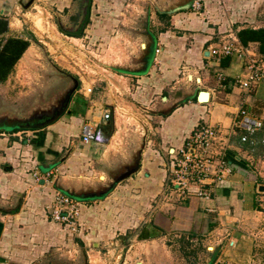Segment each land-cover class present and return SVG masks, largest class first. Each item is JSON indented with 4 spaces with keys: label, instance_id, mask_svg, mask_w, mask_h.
<instances>
[{
    "label": "crops",
    "instance_id": "crops-1",
    "mask_svg": "<svg viewBox=\"0 0 264 264\" xmlns=\"http://www.w3.org/2000/svg\"><path fill=\"white\" fill-rule=\"evenodd\" d=\"M153 1L177 7L190 0H0L8 38L25 36L23 19L39 6L67 39L95 42L114 34L115 39L140 40L141 48L142 41L150 46L148 64L139 60L134 72L105 69L106 85L83 80L56 122L16 132L0 129V264L65 261L80 250L70 236L79 235L84 222L105 231L110 226L124 237L130 233L124 264H182L183 239L196 249L193 264H201V254L209 256L205 264L255 262L264 243V161L232 140L242 107L264 120V81L251 93L237 83L250 59L264 56L256 43L241 45L237 32L247 26L226 34L227 26L210 17L214 1L225 0H192L190 9L172 15L159 14ZM197 4L204 12L193 8ZM230 43L242 51L232 57L210 55L212 48ZM90 86L91 94L85 92ZM203 92L209 94L201 97ZM120 110L130 112L128 125L121 122ZM85 123L100 132L90 144L82 140ZM203 125L218 132L213 152H226L234 171L218 182L210 200L179 197L170 188L173 155ZM145 129L136 173L103 196L70 193L93 191L89 181L102 184L108 175L119 177L131 166L132 143L143 138ZM58 192L83 203L77 231L51 218Z\"/></svg>",
    "mask_w": 264,
    "mask_h": 264
},
{
    "label": "rangeland",
    "instance_id": "rangeland-1",
    "mask_svg": "<svg viewBox=\"0 0 264 264\" xmlns=\"http://www.w3.org/2000/svg\"><path fill=\"white\" fill-rule=\"evenodd\" d=\"M214 5L215 8L212 5L209 9L210 17L215 21L218 17L219 25L227 26L229 32L226 34H231V30L238 26L264 27V0H225L222 3L214 1ZM193 8L198 12H204L205 7L197 4ZM23 20L25 21L23 35L28 32L34 36V39L31 41L28 53L18 63L8 81L1 84L0 117L6 116L9 120L0 122V126L9 121L14 123L15 118H29L32 116L31 113L39 114L36 111L42 109L48 111L51 106L56 105L74 86V82L64 79L66 74L77 78L79 83L83 80H94L96 84L106 85L103 81L106 78L101 72L107 74L105 69L108 72L114 70L101 66L96 60H101L108 65L135 68L143 51L140 40L115 39L114 34L107 39L95 42L90 39L83 41L67 39L61 34L59 27L53 23L50 13L39 6L30 9ZM142 42L145 44V41ZM57 69L63 72H58ZM120 111L121 122L128 125L127 117L130 112ZM142 144L143 138L132 143L134 152L132 151L131 158L128 160L131 166ZM254 157L264 161V156ZM111 177L108 175L106 182L102 184L89 181L87 185L93 187L94 191L103 190L113 181ZM81 229L78 233L76 232L79 235H73V233L70 236L71 242L78 244L79 252L70 254L69 259L61 263L53 259L54 261L48 264H124V256L130 247V233H127L129 237H124L114 228L110 230V226H107L105 231L104 228L101 230L99 227L94 229L86 222ZM94 243L100 244L102 248L95 247ZM180 244L184 248L177 247L180 263L193 264V253L187 257L184 256L186 251L196 250L193 244L190 240L182 241ZM117 247H119L118 252L114 250ZM201 251L206 253V250L197 249V253ZM257 254L252 264H264V243L259 247ZM208 258V255L201 254V264H205Z\"/></svg>",
    "mask_w": 264,
    "mask_h": 264
},
{
    "label": "built area",
    "instance_id": "built-area-1",
    "mask_svg": "<svg viewBox=\"0 0 264 264\" xmlns=\"http://www.w3.org/2000/svg\"><path fill=\"white\" fill-rule=\"evenodd\" d=\"M241 51L240 47L230 43L212 48L210 55L219 58L232 57ZM220 79L224 82L223 77ZM263 81L264 59H250L246 74L237 78V83L248 93H251L254 86ZM93 89V86L87 87L85 92L91 94ZM239 116L236 128L253 134L263 126V120L252 116L244 107L240 109ZM99 136L100 132L91 123L83 124L82 140L85 144H90ZM218 137V132L212 126H199L186 140L184 146L174 153L170 188L179 197L188 198L194 195L210 200L215 195L218 182L233 173V166L227 161V153L215 154L213 152V146ZM50 175L48 174L47 177ZM82 205L80 200L58 192L50 210L51 218L54 222L77 231ZM216 264L229 263L218 261Z\"/></svg>",
    "mask_w": 264,
    "mask_h": 264
},
{
    "label": "trees",
    "instance_id": "trees-1",
    "mask_svg": "<svg viewBox=\"0 0 264 264\" xmlns=\"http://www.w3.org/2000/svg\"><path fill=\"white\" fill-rule=\"evenodd\" d=\"M8 32L9 22L4 18H0V84L8 81L34 39V36L30 33L23 37L8 38L6 36ZM237 37L244 47H248L252 43L258 44L259 53L264 56V27L256 29L251 27L243 28L237 32ZM21 129L23 128L16 126L10 130L16 132ZM236 131L237 136L232 140L233 144L239 145L244 151L256 157L264 156V120L262 128L253 134L239 128ZM185 240L183 239V241ZM185 253L189 256L192 253L194 255L196 252L186 251Z\"/></svg>",
    "mask_w": 264,
    "mask_h": 264
},
{
    "label": "water",
    "instance_id": "water-1",
    "mask_svg": "<svg viewBox=\"0 0 264 264\" xmlns=\"http://www.w3.org/2000/svg\"><path fill=\"white\" fill-rule=\"evenodd\" d=\"M194 1V0H193ZM33 2H30L27 4V6L25 7L26 9H28ZM154 6L157 10V12L159 14H166V15H172L178 11H182V10H187L190 9V7L192 6V0L177 6V7H162L161 5H159L157 3V1H153ZM150 46L148 44H144L143 47V51L140 57V61H143L144 63L146 62V64H148V58L149 55L148 54V48ZM209 55V52L206 54ZM98 62V64H100L101 66L107 68V69H112L114 71H120V72H134V69L129 68V67H121V66H114V65H108L105 62H101V60H96ZM58 72H63L60 69H57ZM135 71H139V70H135ZM141 71V70H140ZM64 79H69L72 82H74V86L66 93V95L63 98V106L61 108V111L58 112L56 115L50 117L49 119H47L45 122L42 123H33L31 120L33 119V117L35 116V113H31V117L29 118H15L13 120L14 123H10L8 122L7 124H2V126H0V128H7V129H13L16 126L22 127V128H32V127H44L47 125H50L54 122H56L65 112L67 107L69 106L72 96L73 94L78 90L80 83L78 81L77 78H75L74 76H72L71 74H66ZM209 93L207 92H203L201 97L203 95H208ZM52 106L50 107L49 110H51ZM48 110V111H49ZM47 109H42L40 111H36L39 112V114H44L48 112ZM37 115V114H36ZM8 117H0V122H6L8 121ZM146 139H147V130L145 129V135L143 136V144L141 146V148L138 150L137 156L134 160V164L133 166L127 167L123 172H121L119 174V177L114 178L112 182H110L103 190H96V191H88L87 193H83V192H71V194H74V196L76 197H99V196H103L105 195L115 184L117 181L125 179L129 176H131L132 174L136 173L139 169H140V165H141V159H142V152L145 148L146 145ZM101 141L103 142H107V140L105 138L101 139ZM260 191H264V186L260 187Z\"/></svg>",
    "mask_w": 264,
    "mask_h": 264
},
{
    "label": "flooded vegetation",
    "instance_id": "flooded-vegetation-1",
    "mask_svg": "<svg viewBox=\"0 0 264 264\" xmlns=\"http://www.w3.org/2000/svg\"><path fill=\"white\" fill-rule=\"evenodd\" d=\"M79 89V88H78ZM64 98V97H63ZM63 106V99H60L56 105H53L51 110H49L47 113L44 114H37L35 117L31 120L33 123H42L45 122L50 117L56 115L58 112L61 111V108ZM68 111V107L66 109V112ZM118 177V176H115Z\"/></svg>",
    "mask_w": 264,
    "mask_h": 264
}]
</instances>
